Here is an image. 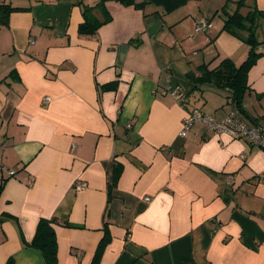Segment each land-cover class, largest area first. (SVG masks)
<instances>
[{"label": "crops", "instance_id": "obj_1", "mask_svg": "<svg viewBox=\"0 0 264 264\" xmlns=\"http://www.w3.org/2000/svg\"><path fill=\"white\" fill-rule=\"evenodd\" d=\"M99 1L0 0L22 8L0 22V264H45L32 246L43 219L58 264H91L105 222L103 264H264V151L200 122L179 136L190 113L222 119L234 109L227 91L188 79L249 56L244 35L222 31L227 0L172 12L108 1L110 22L80 36L82 3ZM255 7L264 14V0L241 13ZM200 17L213 30L197 34ZM258 39L244 106L264 125V18ZM176 87L185 104L170 95ZM112 163L121 174L107 209Z\"/></svg>", "mask_w": 264, "mask_h": 264}, {"label": "trees", "instance_id": "obj_2", "mask_svg": "<svg viewBox=\"0 0 264 264\" xmlns=\"http://www.w3.org/2000/svg\"><path fill=\"white\" fill-rule=\"evenodd\" d=\"M108 1H117L125 5H135L136 8L141 9L147 4L153 3L157 6L165 7L168 12H172L188 3V0H146L139 4H137L135 0H100L94 6L84 5L82 3L83 22L80 24L78 30L80 36H95L103 25L110 22L111 15L106 8V3ZM228 1L229 0H227L225 6L221 9V12L225 16L222 31L236 36L244 35L242 36V40L250 47L248 58L239 66L230 59H224L215 69H210L209 64H203L197 68L198 74L189 73L188 79L195 84L196 88L203 85H211L219 90L227 91L229 94L228 98L234 106L233 108L238 109L244 119L254 125L262 124V119L250 116L244 105L247 96L250 94L248 85L249 72L261 57V54L258 52L261 45L258 39V28L259 21L264 18V14L255 7L246 15H243L241 10L246 7L247 0H238L236 2L237 8L235 12L230 14L227 11ZM21 9L22 8H14L10 4L0 5V22L3 25H8L10 14ZM97 12L101 15L100 17L97 15ZM200 18H197L195 23ZM114 87L115 84H111L103 88L113 89ZM106 166L109 175L108 209L111 203L112 190L117 186L118 178L121 174V165L115 166V164L112 163ZM5 181L6 180L0 183V197L5 188ZM227 186L228 190H226V196L229 197V194L233 193V189L229 188L231 185ZM50 222L51 221L46 219L40 221L32 246L41 252L45 264H58V241L55 230ZM67 226H69V224H67ZM104 228L105 236L99 243L91 264H103V255L111 242V236L106 222Z\"/></svg>", "mask_w": 264, "mask_h": 264}, {"label": "built area", "instance_id": "obj_3", "mask_svg": "<svg viewBox=\"0 0 264 264\" xmlns=\"http://www.w3.org/2000/svg\"><path fill=\"white\" fill-rule=\"evenodd\" d=\"M195 24L196 33H208L214 28L213 23L206 17H201ZM31 43L34 44L33 41H31ZM169 92L180 104L185 103L182 92L175 89H171ZM44 101L45 103H49L50 97H46ZM199 122L205 124L209 131L213 133L226 134L234 139L246 140L252 146L264 151V125L251 124L243 118L241 112L236 108L232 109L228 115L222 119H217L214 115L206 114L201 111L193 112L184 119L179 136L181 138H186L193 126ZM10 174L14 175V172ZM261 179L264 180V175L261 176ZM233 180L234 176H229L227 185H231ZM85 187L86 184L81 181L77 182L75 185L76 190H83ZM145 201L149 202L150 198H146Z\"/></svg>", "mask_w": 264, "mask_h": 264}, {"label": "rangeland", "instance_id": "obj_4", "mask_svg": "<svg viewBox=\"0 0 264 264\" xmlns=\"http://www.w3.org/2000/svg\"><path fill=\"white\" fill-rule=\"evenodd\" d=\"M194 2H195L194 5H193V6H194V9H197L198 7H203V8H204V7H205V4L209 3V0H201V2H200V0H194ZM198 2H200V3H198ZM179 8H180V7H179ZM179 8H178V9H179ZM212 19H213L212 21H215V22H218V21H219V22H221L217 16H216L215 18H212ZM210 21H211V20H210ZM212 21H211V22H212ZM261 32H262V30L260 29V30H259V35H260V36L262 35ZM174 89H175V90H178V91L181 92V90H180L179 87L173 88V90H174ZM169 91H171V89H169ZM182 94H183V92H182ZM183 97H184V100H185V103H186V96H185L184 94H183ZM185 103H184V104H185ZM190 114H192V113H190ZM190 114H188V115H190ZM188 115H187V116H188Z\"/></svg>", "mask_w": 264, "mask_h": 264}]
</instances>
